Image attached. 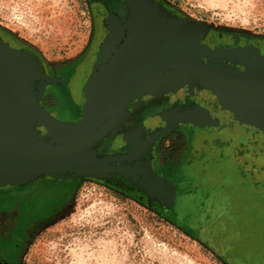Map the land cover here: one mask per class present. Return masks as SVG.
<instances>
[{"label":"rangeland","instance_id":"374dc122","mask_svg":"<svg viewBox=\"0 0 264 264\" xmlns=\"http://www.w3.org/2000/svg\"><path fill=\"white\" fill-rule=\"evenodd\" d=\"M169 1L205 23L264 32V0ZM0 22L54 66L87 54L95 27L89 0H0ZM157 153L165 212L84 180L22 264H264V129L195 120Z\"/></svg>","mask_w":264,"mask_h":264},{"label":"flooded vegetation","instance_id":"af4514ba","mask_svg":"<svg viewBox=\"0 0 264 264\" xmlns=\"http://www.w3.org/2000/svg\"><path fill=\"white\" fill-rule=\"evenodd\" d=\"M89 2L95 26L89 51L60 66L51 65L33 45L0 22V36L12 47L24 50L32 63L48 75L36 81L38 101L43 110L62 121L76 122L83 117L87 81L94 68L115 59L120 49V38L132 23L140 2L154 16L162 10L208 27L196 56L190 62L192 71L230 80L237 75L251 73L256 58L264 56V32H244L220 27L229 25L205 23L169 0ZM193 77L188 75L190 80ZM159 87L132 95L127 105L117 110L115 115L112 112L100 124L110 128V132L90 135L80 150L72 152L60 151L46 144L45 137L53 143L56 140L47 137L42 116L35 106L29 112V108L12 95L13 90H10V96H0V264H22L21 255L29 240L35 238L45 223L68 204L81 182L96 180L98 173L105 172L102 158L84 161L92 149L125 152L131 143L123 139L124 134L156 112L176 104L191 105L198 99L208 102L207 98L214 97H210L212 93L203 88H195L183 99L174 100L167 94L154 104L151 99ZM104 108L109 109L107 104ZM33 123L36 130L31 128ZM186 123L173 131H160L151 138V150L145 157L150 161L144 159L132 163L126 171L105 176L102 181L113 187L133 189L136 198L146 203L151 187L156 184L158 188L153 194L152 207L162 206V182L168 175L159 164L157 148H161L167 138L183 129Z\"/></svg>","mask_w":264,"mask_h":264},{"label":"water","instance_id":"95a60500","mask_svg":"<svg viewBox=\"0 0 264 264\" xmlns=\"http://www.w3.org/2000/svg\"><path fill=\"white\" fill-rule=\"evenodd\" d=\"M207 31V26L162 10L154 16L142 2L138 3L132 23L120 38L117 56L94 68L88 79L84 89V114L76 122L56 119L42 109L36 81L48 75L32 63L24 50L12 47L0 36V96L9 95L13 90L12 95L18 97L29 112L35 106L42 116L47 137L56 140L53 143L45 137L46 144L60 151L72 152L80 150L90 135L110 132V128L100 124L112 112L115 115L117 110L127 105L132 95L160 86L151 99L156 104L167 94L174 100L183 99L195 88L212 93L209 96L214 97L207 98L208 102L198 99L191 105L176 104L153 114L124 134L123 139L131 143L125 152L92 149L84 161L103 159L105 172L98 173L99 179L124 172L132 163L144 160L151 150V138L156 133L173 131L186 122L217 121L235 123L247 130L255 127L264 129V56L256 58L251 73L237 75L230 80L192 71L190 62ZM188 75H193V79L190 80ZM105 104L109 109L104 108ZM34 123L30 127L36 130ZM165 180L162 182L161 202L168 207ZM157 188L156 184L151 187L149 206L153 205L152 198Z\"/></svg>","mask_w":264,"mask_h":264},{"label":"trees","instance_id":"16d2710c","mask_svg":"<svg viewBox=\"0 0 264 264\" xmlns=\"http://www.w3.org/2000/svg\"><path fill=\"white\" fill-rule=\"evenodd\" d=\"M187 174V171L185 172V174L183 175V176H185ZM191 174V172H188V175H190ZM108 186H110L111 188H114V189H117V190H119L120 192H123V193H126V194H128V195H130V196H132V197H135L136 198V196L134 195V191H133V189H123V188H121V187H113V186H111L108 182H106V181H104ZM186 190L187 189H192L191 187H189V185H187L186 187H184ZM177 196V195H176ZM141 201V200H140ZM143 202H145V201H143ZM164 207H166V206H164ZM163 207V205L162 206H157V207H152L153 209H158V210H162V211H164L165 212V210L167 209V208H164Z\"/></svg>","mask_w":264,"mask_h":264}]
</instances>
